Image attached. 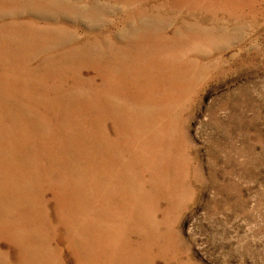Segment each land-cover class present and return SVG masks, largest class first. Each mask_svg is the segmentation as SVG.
Here are the masks:
<instances>
[{"label": "rangeland", "instance_id": "1", "mask_svg": "<svg viewBox=\"0 0 264 264\" xmlns=\"http://www.w3.org/2000/svg\"><path fill=\"white\" fill-rule=\"evenodd\" d=\"M0 264H264V0H0Z\"/></svg>", "mask_w": 264, "mask_h": 264}, {"label": "bare ground", "instance_id": "2", "mask_svg": "<svg viewBox=\"0 0 264 264\" xmlns=\"http://www.w3.org/2000/svg\"><path fill=\"white\" fill-rule=\"evenodd\" d=\"M108 102V101H107ZM130 119V118H129ZM109 143V142H108Z\"/></svg>", "mask_w": 264, "mask_h": 264}]
</instances>
